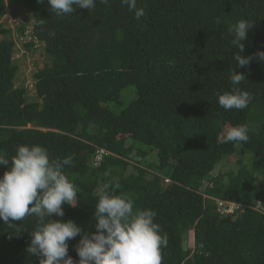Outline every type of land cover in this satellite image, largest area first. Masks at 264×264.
I'll return each instance as SVG.
<instances>
[{
	"label": "trees",
	"instance_id": "obj_1",
	"mask_svg": "<svg viewBox=\"0 0 264 264\" xmlns=\"http://www.w3.org/2000/svg\"><path fill=\"white\" fill-rule=\"evenodd\" d=\"M17 6L34 19L50 64L35 75L39 101H30L27 88L16 87L15 43L0 42V154L10 159L26 144L45 147L51 159L73 158L64 172L77 205H63L64 217L53 219L95 232L97 198L118 181L135 209L157 213L167 236L162 264H264V62L255 55L264 51V0H137L139 19L122 0L63 16L47 0H0L4 36L12 30L1 22ZM241 19L254 24L243 68L228 32ZM234 68L253 99L226 111L217 93L231 90ZM236 125H247L249 141L223 142L225 126ZM236 156L234 171L215 174ZM5 171L0 166V176ZM218 200L242 211L222 217ZM12 223L0 220V264H39L25 251L35 218ZM80 238L68 241L77 262Z\"/></svg>",
	"mask_w": 264,
	"mask_h": 264
},
{
	"label": "clouds",
	"instance_id": "obj_2",
	"mask_svg": "<svg viewBox=\"0 0 264 264\" xmlns=\"http://www.w3.org/2000/svg\"><path fill=\"white\" fill-rule=\"evenodd\" d=\"M99 2L109 4V0ZM96 3L97 0H47L51 13L57 16L71 14L77 8L91 11ZM122 3L137 19L144 15V9L137 8V0H122ZM253 25L241 19L228 27L231 43L238 49L233 59L241 68L252 60L244 55V41ZM255 55L264 62V51ZM245 79V73L234 68L230 72L231 90L217 93L218 103L226 111L243 110L251 103L252 96L239 87ZM222 135L225 143L250 139L247 125L225 126ZM72 159L71 156L51 159L41 145H18L10 159L0 154V166H6L0 176V220L11 227L12 221L35 218L25 251L38 256L39 264H162L167 236L161 234V227L155 222L157 213L150 208L135 209L132 197L118 192V181L106 184L97 198L92 218L95 232L85 230L72 219H53L54 214L64 217L63 205H77L76 187L64 172ZM78 235L81 238L75 245L77 262L68 254V241Z\"/></svg>",
	"mask_w": 264,
	"mask_h": 264
},
{
	"label": "rangeland",
	"instance_id": "obj_3",
	"mask_svg": "<svg viewBox=\"0 0 264 264\" xmlns=\"http://www.w3.org/2000/svg\"><path fill=\"white\" fill-rule=\"evenodd\" d=\"M35 21L24 6H17L15 9H8L7 15L3 18L1 24L4 29L12 30L10 36H4L0 33V42L4 39L11 40L15 43L14 61L19 68V73L16 79V87L24 86L28 90V97L30 101H39L36 91V79L35 75L45 69L50 64L48 59L45 45L39 43L33 37V25ZM24 27V35L20 33V29ZM30 42H34V49L28 50L26 45ZM131 101L130 98L126 100V103ZM150 159L158 164L157 155H152ZM238 156L231 158L226 163L217 166L215 174L227 173L237 168ZM247 163V161H246ZM233 209L235 211L236 204ZM238 206V205H237ZM240 207V206H238ZM239 210L238 212H241ZM192 237V233L189 234V238Z\"/></svg>",
	"mask_w": 264,
	"mask_h": 264
},
{
	"label": "built area",
	"instance_id": "obj_4",
	"mask_svg": "<svg viewBox=\"0 0 264 264\" xmlns=\"http://www.w3.org/2000/svg\"><path fill=\"white\" fill-rule=\"evenodd\" d=\"M97 160L101 161V157L98 156ZM233 206L235 205L231 203L223 202V201H218V212L222 217H225V218L231 217V216L234 217L235 215L239 213L238 211L240 210V207L236 205L235 211H234L232 210Z\"/></svg>",
	"mask_w": 264,
	"mask_h": 264
},
{
	"label": "bare ground",
	"instance_id": "obj_5",
	"mask_svg": "<svg viewBox=\"0 0 264 264\" xmlns=\"http://www.w3.org/2000/svg\"><path fill=\"white\" fill-rule=\"evenodd\" d=\"M228 200V199H227ZM215 203V202H214Z\"/></svg>",
	"mask_w": 264,
	"mask_h": 264
}]
</instances>
